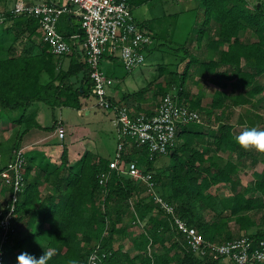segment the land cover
Wrapping results in <instances>:
<instances>
[{
    "label": "trees",
    "instance_id": "trees-1",
    "mask_svg": "<svg viewBox=\"0 0 264 264\" xmlns=\"http://www.w3.org/2000/svg\"><path fill=\"white\" fill-rule=\"evenodd\" d=\"M200 9L204 10L202 25L195 26L192 37L185 40L187 44L196 41L195 49L186 43L173 47L180 57L169 66L159 67L161 77L171 78L155 84V96L162 99L171 94L178 104L218 120L227 117L232 107L262 105L264 0H198L196 10ZM5 15L2 34L6 38L0 43V122L11 119L19 126L11 162L29 131L57 126V120L53 127L40 125L32 114L37 104L80 110L81 99H89L93 91L88 66L80 60L75 44L71 54L54 55L47 45H37L34 40L40 26L37 18L16 16L11 11ZM65 17L72 22V29L64 31L59 24V31L67 39L79 34L81 44L85 40L81 23L75 25L72 15ZM157 50L159 46L154 43L147 54ZM183 62L186 66L180 73L177 68ZM192 68L196 70L192 76H199L194 83L199 84L198 79L207 75L214 76L213 82L223 88L229 84L231 91L216 90L210 109H206L201 92L193 93L189 85ZM80 74L83 82L76 86L74 78ZM44 76L47 82L42 80ZM148 87L126 94L113 101L114 105L121 106L122 100L128 105L130 100L142 98ZM155 114L156 110H147L144 116ZM200 122L180 127L165 154L151 152L150 147L138 146L129 139L132 145L126 146L124 158L153 175L159 194L175 205L178 215L198 229L207 242L226 243L249 237L256 247L264 239V226L258 225L254 216L262 212L264 221V169L254 172L253 183L240 190V165L219 154L228 151L239 159H253V166L258 158L235 143V127L229 122L217 128ZM114 158L87 150L77 163H72L64 148L60 165L43 175L38 170L31 177L34 168L27 165L24 192L5 245V264H17L22 251L39 257L44 249L55 252L49 264H85L98 245L100 255H106L104 264H223L222 257L202 256L188 246L175 219L156 203L144 183L114 170L102 186L100 178L111 170ZM6 166L0 168V175ZM1 180V189H7ZM220 184L230 186L231 195L226 199L212 194L211 190ZM8 205V198L0 201V224ZM137 225L143 227L132 236L130 230ZM250 264L264 262L254 260Z\"/></svg>",
    "mask_w": 264,
    "mask_h": 264
},
{
    "label": "built area",
    "instance_id": "built-area-1",
    "mask_svg": "<svg viewBox=\"0 0 264 264\" xmlns=\"http://www.w3.org/2000/svg\"><path fill=\"white\" fill-rule=\"evenodd\" d=\"M11 13L16 16L35 17L39 20L40 43L47 45L54 55H68L74 50V41L79 34L67 39L60 31L59 24L64 15H72L80 20L85 33V40L79 45L84 62L88 66L92 81L93 96L96 106L104 110H114V124L118 131V142L111 170L100 178V184L106 185L111 171L129 175L144 183L156 203L167 214L175 219L180 232L185 236L188 246L196 253L217 255L222 257L223 264H250L252 261L264 262V239L253 247L249 237H241L226 243L207 242L195 227L189 226L176 211V206L168 202L157 191V183L150 172L142 170L136 162H128L124 156L129 139L138 146H148L151 152L167 153L176 140L179 128L193 122H200L202 116L198 111L178 104L171 94L161 99L152 117L144 115L136 117L126 106L114 105L108 89L114 79L101 70L103 59L108 56L117 57L128 72L147 64V49L154 44L153 35L136 21L130 0H47L40 4H31L26 0H17ZM6 18L0 12V23ZM71 41V42H70ZM57 132L61 138L66 135L63 126L58 125ZM26 154L17 151L14 159L8 163L1 173L3 185L8 190V210L0 224V264L6 263L5 245L9 240L12 221L16 217V206L21 200L25 188ZM152 247H149L151 251ZM98 245L87 258L85 264H104V255H100ZM228 262H226V261Z\"/></svg>",
    "mask_w": 264,
    "mask_h": 264
},
{
    "label": "rangeland",
    "instance_id": "rangeland-1",
    "mask_svg": "<svg viewBox=\"0 0 264 264\" xmlns=\"http://www.w3.org/2000/svg\"><path fill=\"white\" fill-rule=\"evenodd\" d=\"M11 0V4H12ZM132 3L133 0H130ZM148 2L143 9L140 7H134L133 12L135 17L140 21L144 22V29L148 30L154 37L155 46H159V50L155 53H150L147 56V64L135 69L132 72H128L119 61L118 58L113 60V65L107 61L103 62L101 65V70L107 76L110 73H114L117 79L114 81V87L118 89V92L131 93L142 87H148L150 83H154L153 86L148 87V91L145 96L141 99V105H134V111H139V108H147L149 110L155 111L158 107V103L161 96H155V84L162 83L165 78H171L169 75L160 76L159 67L169 66L172 61L180 57L178 51L172 50L173 47L184 44L187 42V37H192L193 28L197 25L200 20L202 21L203 15L199 14L196 10L198 0H146ZM200 19V20H199ZM200 21V22H201ZM200 24V23H199ZM4 31L3 23H0V43L6 38L2 33ZM255 39V36L251 38ZM189 43V42H188ZM194 45L196 47V42H190L187 47ZM21 46H19L20 48ZM20 50V49H19ZM172 51V52H171ZM176 52V56H173ZM182 56V55H181ZM172 57V58H171ZM173 59V60H172ZM186 62L180 63L178 68L171 66L169 68L175 69L182 73L185 69ZM190 82L189 85L193 93L201 92L203 96V105L206 109H210L211 100L213 99L214 92L218 89L231 91V86L228 84L227 87L216 84L211 79L214 76H206L198 79L201 81L199 84L194 83V80L199 76H192L195 73L194 68L190 70ZM44 82H47V76L42 78ZM261 82L264 83V77L261 78ZM113 87V88H114ZM109 93L113 91L112 88L108 89ZM88 103L96 105L95 97L89 99ZM90 105V104H89ZM40 107L45 116L48 115L49 119L46 120V125L51 126L53 122V113L57 117L61 115L60 108L52 109L50 106L40 103L36 105ZM261 106V107H260ZM260 106H238L232 107L228 110L227 117L216 119L213 115L208 116L206 113L202 114L201 124L204 126H210L212 128H217L219 124L229 122L235 127V134L238 135L243 129L249 127H256L263 130L264 124V103ZM93 112L89 115L88 119L84 117H79L76 109H65L64 117L73 120V132L70 133L65 139H60L57 137L59 142H66L67 145L73 146L77 149V152L82 151L84 148L89 150L97 151L100 155L105 158H111L115 155L116 144L118 141V134L116 128L112 122L113 110H104L94 106L92 108ZM141 111V110H140ZM16 116H19L16 114ZM115 118V117H114ZM19 131V126L11 122V119L0 124V168L8 164L11 159V154L13 153V145L17 138V132ZM84 134V140L79 139L80 135ZM251 151L250 155L258 158V163L253 166V159H239L234 153L224 151L220 153V157L224 160L231 159L240 165V174L242 180V186L240 190H243L246 186H249L255 180L254 172H261L264 169V164L262 159L264 154L258 153L255 150ZM168 162L171 164L172 160L168 157ZM214 196L220 199H226L231 195L230 186L227 184H220L214 187L212 190ZM255 219L258 225L264 226V221L262 219V212L254 213ZM143 225H137L135 228L130 230L133 236L135 232L140 231ZM260 228V227H258ZM257 229V228H256ZM130 244L128 247H131ZM136 252H134L135 254ZM226 261V260H225ZM228 262V261H226Z\"/></svg>",
    "mask_w": 264,
    "mask_h": 264
},
{
    "label": "crops",
    "instance_id": "crops-1",
    "mask_svg": "<svg viewBox=\"0 0 264 264\" xmlns=\"http://www.w3.org/2000/svg\"><path fill=\"white\" fill-rule=\"evenodd\" d=\"M16 1L17 0H13L12 1V4H11V0H1L0 1V12H5L6 13L8 11H11V9L14 7ZM26 1L28 3H31V4H40V3L44 2V1H47V0H26ZM147 3L148 2H146V0H133V2L131 3L132 11H133V8L134 7L135 8L136 7H140L141 9H143L144 6ZM197 11H199V14L200 15H203L204 14V10H202V9L197 10ZM133 15H134V12H133ZM73 17H74L73 18V21L75 22L74 23L75 25L77 23H80V20L77 17H75V16H73ZM134 17H135V15H134ZM135 19H136V21L139 24L144 23V22H140L136 17H135ZM200 21L196 25L198 28L200 27V25H202V21L201 22ZM1 23H3V25H4V21L1 22ZM71 23L72 22L65 17V18L61 19L60 27L64 31L69 30V29H72V24ZM143 26H141V27H143ZM39 38H40V33L38 32V36H35L34 37V40H35V42H36L37 45L40 44V39ZM74 43H75V45L77 47V51L79 52L80 60L83 62L84 59H83L82 53L80 51V47H79L80 42H79V39H78V41H74ZM37 48L38 47H36V50H37ZM192 49H194V45L192 46ZM105 61H107V62L110 61V63L113 65V60L110 57H107L106 56L103 59L102 63L105 62ZM119 61H120V59H119ZM66 62L68 63V59L66 60ZM109 77H111L112 79H114V81L116 80V82H117V79H116V76H115L114 73H112V74L110 73V76ZM74 82H75L76 86H80V84L83 82V74H80L78 77L74 78ZM113 87H114V85H112L110 87V88L113 89L112 92L109 93V91H108L109 97H110V99L112 101H119L124 96H126V94H128V93H125L123 91L120 93V92H118V89L116 87H114V88ZM136 91H138V90H136ZM136 91H134V92H136ZM134 92H131V93H134ZM92 97H94V96H92ZM92 97H90L89 99H91ZM142 98L139 97L137 99L130 100L128 102V105L125 103L124 100H122V103L120 105H123V106L128 107L131 110V113H132L133 116H137L138 117V116H141V115H145L147 113V110H149L147 108H139L138 109L139 111L133 112L134 111L133 110L134 109V105H141V101H142L141 99ZM89 99L82 98L81 99V101H82V108L80 110H77L76 109L77 112H78V116L81 117V118L84 117V118H87L88 119L89 118L88 116L91 115L92 112H93L92 108L94 106H96V105H93L91 103H88ZM211 102H212V100H211ZM59 108H60V111H61V115L59 117H57L56 114L53 113V116H52L53 122H52V125L51 126L46 125L47 124L46 123V120L49 119V117H48V115L45 116L44 112H42V110L40 109V107H37V109L35 111H32V114L34 116H36L37 121L40 123V125H42L43 128L44 127H48V128L49 127H53L55 125V120H57V126L54 129H52V130L32 129L31 131H29L23 137V141H22L21 149L20 150H23L24 153L26 154V157H27V165H31L34 168L33 171H32V173H31V177H34L38 173V170H41V175H43L45 173V171H51L56 166L60 165V163H61V157H62L64 148H67L68 149L70 161L72 163H77L79 161V159L83 156V154L87 150H89L88 148H84L82 151L79 150V152L76 153L77 152V149H74L73 146H69V145L66 144V142H59L57 140V137L60 138V139H65L68 135H70V133L73 132V126H74V124L72 122L73 120L71 119V115L70 114H69V118L64 117V110L65 109H74V108H70V107H59ZM112 115H113L112 116V122H113V125H114V127L116 128V131H117V127L114 124V117H115L114 110H113V114ZM1 123H4V122L1 121L0 124ZM58 125L63 126L65 128V130H66V135H65L64 138H61L59 136L58 132H57ZM117 134H118V131H117ZM79 137H80L79 139L84 140V134L80 135ZM116 147H117V144H116ZM89 151H93V150H89ZM93 152L99 153L98 150L97 151H93ZM115 154H116V151H115ZM113 156H115V155H113ZM25 171H26V167H25ZM0 189H1V187H0ZM7 198H8L7 189H5V188H3V190L1 189V192H0V201H1V203L5 202L7 200Z\"/></svg>",
    "mask_w": 264,
    "mask_h": 264
},
{
    "label": "clouds",
    "instance_id": "clouds-1",
    "mask_svg": "<svg viewBox=\"0 0 264 264\" xmlns=\"http://www.w3.org/2000/svg\"><path fill=\"white\" fill-rule=\"evenodd\" d=\"M235 143L244 150H255L264 154V130L256 127L243 129L236 137ZM55 255L54 250H45L39 257L22 251L16 258L17 264H49V261Z\"/></svg>",
    "mask_w": 264,
    "mask_h": 264
}]
</instances>
